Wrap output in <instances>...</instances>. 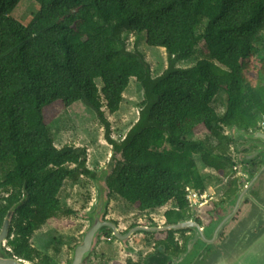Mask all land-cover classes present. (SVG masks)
Returning a JSON list of instances; mask_svg holds the SVG:
<instances>
[{
    "label": "trees",
    "instance_id": "obj_1",
    "mask_svg": "<svg viewBox=\"0 0 264 264\" xmlns=\"http://www.w3.org/2000/svg\"><path fill=\"white\" fill-rule=\"evenodd\" d=\"M19 1L0 0V228L10 213L8 255L52 264L32 236L49 219L74 213L67 187L98 173L88 167L86 146L55 144L45 119L43 108L62 98L64 81L103 126L111 147L110 198L141 210L173 203L164 213L170 225L191 215L186 188L203 189L197 158L225 177L234 173L229 144L190 135L211 119L249 131L264 123V58L257 57L258 46L264 49V0H33L39 10L26 25L11 17ZM142 32L147 45L167 52V66L155 77L144 55L125 47ZM200 41L209 58L177 66ZM132 77L143 99L137 120L116 139L104 108L119 110ZM170 148L187 154L173 156ZM238 189L233 177L227 201ZM188 231L148 232L157 236L142 263L167 264L183 253Z\"/></svg>",
    "mask_w": 264,
    "mask_h": 264
},
{
    "label": "rangeland",
    "instance_id": "obj_2",
    "mask_svg": "<svg viewBox=\"0 0 264 264\" xmlns=\"http://www.w3.org/2000/svg\"><path fill=\"white\" fill-rule=\"evenodd\" d=\"M38 10L39 6L35 1L20 0L12 11L11 17L26 25ZM125 47L130 51L138 50L144 55L145 60L151 66L152 76L155 77L161 74L166 68L168 63L166 50L165 54H163L158 50L159 47L147 45L145 32L137 36L131 35L128 37ZM258 48L259 54L257 57L264 58V49H261L260 45ZM204 58H209V51L205 43L200 41L194 53L188 58L179 60L177 66L189 67ZM165 59L166 64H163ZM98 82L101 85L100 81ZM62 86V98L45 105L43 108L45 119L54 130L55 144L61 146L64 143H73L76 146H86L88 167L96 169L98 173L95 179L82 176L77 184L67 187V203L74 213L49 219L32 236L31 244L47 255L51 259L52 264H70L72 250L75 245L82 241L83 234L89 226L86 212L91 209L95 201L94 182L101 179L103 169H109L111 162L108 160L111 154V147L104 140V129L96 118L95 113L79 101V92L70 82L64 81ZM142 94V87L132 77L128 87L123 92L119 110L111 114L104 108L105 116L111 123L112 136L114 138H122L129 127L136 121L140 103L143 99ZM190 136L198 141H204L207 137H214L223 143L229 144L231 154L234 157L235 172L227 177L205 166L197 158V165L203 179L202 187L208 195L206 199L208 202L202 207H197L196 205L200 204V202L205 203L206 200L197 203L193 202V207L189 209L190 216L194 218L200 217L203 224H205V210L212 208L215 205V201L226 199L224 192L228 188L230 180L235 175L241 174L242 164L237 159L236 148L242 143V140L232 139L233 141H229L230 132L228 127L215 119H211L197 127ZM170 152L173 156L176 154H187L186 151H180L175 148H170ZM194 157L196 158L197 156L194 155ZM260 181L261 186H264V180ZM172 207H174V204L168 203L155 210H141L139 207L129 204L117 195L112 194L105 214L106 219L116 221L119 230L124 233L135 225H164V213ZM134 223L135 225H133ZM183 234V232L175 234V239L179 244H182L180 242ZM156 236L157 234L153 236L146 232L135 233L128 239L127 245L124 246L113 238L111 234L103 233L98 247L92 252L95 255L92 256L91 253L88 257L89 263H93L102 257L112 261L123 260L127 257H132L135 260L140 259L152 250ZM126 246L130 247V249L128 250ZM56 249H59V252Z\"/></svg>",
    "mask_w": 264,
    "mask_h": 264
},
{
    "label": "water",
    "instance_id": "obj_3",
    "mask_svg": "<svg viewBox=\"0 0 264 264\" xmlns=\"http://www.w3.org/2000/svg\"><path fill=\"white\" fill-rule=\"evenodd\" d=\"M228 129L232 139L249 140L248 147L256 145L253 139L261 133H264V126L259 130L249 131L233 124ZM110 157L111 154L108 160ZM259 174L257 177H259ZM106 179L107 171L103 169L101 179L94 182L95 201L91 209L86 212L89 226L83 234L82 241L74 246L70 264L88 263L89 255H91L100 243V234L103 230H108L113 238L125 246L127 245L128 239L137 232L152 233L184 229L191 230L192 235L187 240L184 252L179 256H171L168 264H264V199L258 201L256 198H252L251 204L246 207L242 206L241 201L243 200V195L247 187L234 195L235 198L231 203L232 209L229 213L230 220H228V223L224 225L222 222L216 223L215 227L211 230L204 228L196 218L190 216L179 219L176 223L170 225H135L122 233L117 223L103 218L110 202ZM247 181L245 177V182L247 183ZM239 208L243 209L241 217L238 221H234L231 216ZM10 222L11 214L8 213L0 228V264H33L32 262L10 256L6 253L4 246L7 241L6 235ZM224 228H227L226 236L217 246V239L220 237L221 231ZM199 237L204 240V245L214 240L212 243L213 248L204 260L193 262L194 250ZM126 248L128 250L130 249L128 246Z\"/></svg>",
    "mask_w": 264,
    "mask_h": 264
},
{
    "label": "flooded vegetation",
    "instance_id": "obj_4",
    "mask_svg": "<svg viewBox=\"0 0 264 264\" xmlns=\"http://www.w3.org/2000/svg\"><path fill=\"white\" fill-rule=\"evenodd\" d=\"M263 126H264V123L258 128L252 129L250 131L259 130ZM241 140H242V143H240V145L236 148V151L238 153L237 159L242 164V170H241V174L235 175V177L238 179V186H239V189L237 192L242 191V189L247 187V190L244 192V195H243V200L241 201V205L246 207L249 204H251L252 198H256L258 201H261L264 199V187L261 186V181H260L262 179L264 180V133H261L260 135L256 136L253 139L256 145L252 147H248L247 145L250 142L249 140L247 139H241ZM249 152H252V153H249ZM258 174H259V177H257ZM245 177L248 180L247 183L245 182ZM234 195L229 201H227V199H221V201H215L214 203L215 205L212 208L206 209L204 212V215L206 216L205 224H203V221L200 217H195L196 220L201 225L207 226L204 228H209L210 230L215 227L216 223L222 222L223 225L228 223V220H230L229 213L232 209L231 203H232V200L235 198ZM242 211H243L242 208H239L238 210H236L233 216H231L232 220L238 221L241 217ZM103 218L106 219V214H104ZM226 232H227V228L222 229L220 237L217 239V244H219L225 238ZM185 234L191 237L192 231L189 230L188 232H185ZM100 238H101V234H100ZM203 241L204 240L201 237H199L197 245L194 250V257L192 259L193 262L204 260V258L212 250V247H213L212 243L214 240H212V242L208 243L207 245H204ZM180 243H183V238ZM94 255L95 254L92 253V256ZM143 258L144 256L140 259L135 260L132 257H127V258H124L123 260H116V261L113 260L112 261V260H108L102 257V258L97 259L93 263L91 262L89 263V260H88L87 264H124L129 259L135 262H139V264H143L142 263Z\"/></svg>",
    "mask_w": 264,
    "mask_h": 264
},
{
    "label": "built area",
    "instance_id": "obj_5",
    "mask_svg": "<svg viewBox=\"0 0 264 264\" xmlns=\"http://www.w3.org/2000/svg\"><path fill=\"white\" fill-rule=\"evenodd\" d=\"M186 197L188 201V206L193 207V202L197 203L199 201H205L208 198L206 191L200 187H187L186 188ZM208 201L206 200L205 203L200 202V204L196 205L197 207L204 206Z\"/></svg>",
    "mask_w": 264,
    "mask_h": 264
},
{
    "label": "crops",
    "instance_id": "obj_6",
    "mask_svg": "<svg viewBox=\"0 0 264 264\" xmlns=\"http://www.w3.org/2000/svg\"><path fill=\"white\" fill-rule=\"evenodd\" d=\"M161 47H159L158 50H160L163 54H165V49H160ZM163 64H166V59L164 60ZM167 66V65H166ZM165 70V69H164ZM138 118V116H137ZM137 120V119H136Z\"/></svg>",
    "mask_w": 264,
    "mask_h": 264
},
{
    "label": "bare ground",
    "instance_id": "obj_7",
    "mask_svg": "<svg viewBox=\"0 0 264 264\" xmlns=\"http://www.w3.org/2000/svg\"><path fill=\"white\" fill-rule=\"evenodd\" d=\"M160 49H164V48H160Z\"/></svg>",
    "mask_w": 264,
    "mask_h": 264
}]
</instances>
